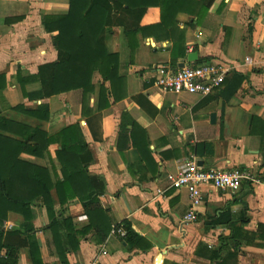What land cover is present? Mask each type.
<instances>
[{
    "label": "crops",
    "instance_id": "obj_1",
    "mask_svg": "<svg viewBox=\"0 0 264 264\" xmlns=\"http://www.w3.org/2000/svg\"><path fill=\"white\" fill-rule=\"evenodd\" d=\"M89 1L109 9L101 41L119 56L117 75L126 94L120 101L110 97L103 110L104 81L97 71L85 110L82 90L47 94V69L67 58L56 46L55 17L69 14L70 0H0V117L49 136L78 125L87 151L73 161L106 184L100 206L110 222L100 218L103 224L77 237L76 249L61 229L69 264H264V0H205L207 11L195 6L179 12L173 30L147 34L140 26L158 24L160 9L140 19L118 0ZM127 27L134 32L130 38ZM192 53L198 57L191 63ZM206 60L233 66L218 92L201 98L163 93L156 85L158 67ZM105 88L111 93L109 81ZM39 109L46 120L27 115ZM59 150V143L49 147L52 175L62 179L71 169L58 161ZM24 159L51 167L49 158ZM192 160L204 168L248 171L256 181L243 182L238 191L204 186L192 206L188 192L171 188L167 179ZM33 210L42 264H61L52 233L44 230L50 224L46 209ZM55 210L72 219L75 231L91 224L78 200L63 213L58 203ZM190 212L192 221L186 219ZM124 222L141 235L132 248L112 234ZM23 225V216L9 213L0 230ZM16 264H33L28 248L19 250Z\"/></svg>",
    "mask_w": 264,
    "mask_h": 264
},
{
    "label": "trees",
    "instance_id": "obj_2",
    "mask_svg": "<svg viewBox=\"0 0 264 264\" xmlns=\"http://www.w3.org/2000/svg\"><path fill=\"white\" fill-rule=\"evenodd\" d=\"M118 1L140 19L153 7L160 9L161 20L158 24L140 26L139 29L146 34L158 29L160 32L164 29L173 30L176 25L175 17L179 12L187 9L194 12L195 6H201L202 12L207 11L201 4L205 0ZM109 16V9L102 3L90 4L89 0H70L69 14L55 17L59 27V34L55 38L56 46L66 54L67 58L47 69V73L51 76L50 82L45 83L48 95L82 90L83 110H85L87 95L93 93L95 89L93 75L97 71L104 81L100 88V110L111 106L110 97L120 101L126 96L124 80L117 75L119 56L109 54L101 41ZM126 29L129 38L134 35L130 27ZM173 53V56H177L178 49ZM3 80H5L4 76H0V82ZM106 81L111 84V93L105 88ZM22 89L24 91V88ZM42 112V109H39L27 112V115L46 120L47 116L43 118ZM0 131L19 138H8L0 134V228H3L9 213L19 214L24 218L22 230L12 232L0 230V264H16L18 252L23 248L29 249L33 264H42L37 241L38 230L32 224L33 208L36 205L47 211L50 224L44 230L52 233L61 264H69L67 251L61 240L62 227L68 233L70 245L76 249L79 245L77 237L85 236L97 223L103 224L100 218L110 222L109 211L100 206V197L106 193L105 182L97 176H89L87 165L73 161L87 151V144L79 126H71L55 136H49L39 129H30L23 124L0 117ZM56 143L61 145V150L56 153L58 161L65 163L71 169V173H65L62 179L57 174L54 175L55 177L52 175V171L56 169L51 160L49 147ZM25 155L49 158L51 167L26 161ZM72 200H78L91 220V224L81 231H75L70 217L62 219L57 216L55 210V205L58 203L60 212L63 213ZM117 227L125 230L126 234L122 238L129 247L139 244L141 235L135 231L131 223L124 222ZM3 252L5 254L1 256Z\"/></svg>",
    "mask_w": 264,
    "mask_h": 264
},
{
    "label": "built area",
    "instance_id": "obj_3",
    "mask_svg": "<svg viewBox=\"0 0 264 264\" xmlns=\"http://www.w3.org/2000/svg\"><path fill=\"white\" fill-rule=\"evenodd\" d=\"M232 71L233 66L212 60L195 65L188 64L176 69L160 66L156 69V85L163 93H186L204 98L218 92ZM167 179L171 188L188 192L192 206L201 201V189L204 186L214 190L238 191L243 182L256 181L248 171L217 167L204 168L194 160L187 161L181 172L169 174ZM186 219L194 220L193 212H190ZM112 234L124 237L125 231L122 228H115Z\"/></svg>",
    "mask_w": 264,
    "mask_h": 264
},
{
    "label": "water",
    "instance_id": "obj_4",
    "mask_svg": "<svg viewBox=\"0 0 264 264\" xmlns=\"http://www.w3.org/2000/svg\"><path fill=\"white\" fill-rule=\"evenodd\" d=\"M197 53H192L188 56V61L189 62H193V61H196L197 60Z\"/></svg>",
    "mask_w": 264,
    "mask_h": 264
}]
</instances>
